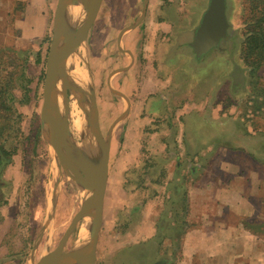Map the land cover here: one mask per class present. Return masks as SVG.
<instances>
[{
	"label": "rangeland",
	"instance_id": "obj_1",
	"mask_svg": "<svg viewBox=\"0 0 264 264\" xmlns=\"http://www.w3.org/2000/svg\"><path fill=\"white\" fill-rule=\"evenodd\" d=\"M144 1L101 0L79 51L78 68L84 70L89 85L91 81L100 132L105 137L110 131L94 264H179L180 242L169 238L181 237L188 228L179 224L185 201L179 192L162 204L166 184L185 186V177L180 175H187L192 165L184 160L180 170H171L175 164L170 160L182 149L176 145L179 122L185 123L189 154L219 153L234 160L236 171L258 168L264 173V162L244 158L247 153L242 149L244 131L256 138L264 135V64L251 71L242 56L250 16L248 0H226L232 46L228 48L227 41L221 40L199 58L189 42L208 0ZM144 4L145 14L137 22ZM55 5L56 0H6L0 4V45L10 47L0 55L16 59L12 72H0V82L11 73L13 83L3 86L0 94V264H34L54 250L82 200V189L58 163L40 125ZM45 12L47 19L40 20ZM147 65L158 68L161 77L171 78L157 96H165L163 105L172 112H161L152 119L154 127L162 128V141L168 138L167 145L157 136L148 147L144 139L147 127L129 129L132 123L123 112L127 103L118 93L122 91L130 100L134 75L136 82L141 81ZM130 66L129 73L117 71ZM238 70L243 77L233 81ZM66 100L67 106H74L84 117L72 92ZM184 106L199 107V112L181 115L178 111ZM69 134L80 141L70 130ZM167 157L171 159L166 161ZM174 221L178 225L171 224ZM79 223L61 251L79 241Z\"/></svg>",
	"mask_w": 264,
	"mask_h": 264
},
{
	"label": "crops",
	"instance_id": "obj_2",
	"mask_svg": "<svg viewBox=\"0 0 264 264\" xmlns=\"http://www.w3.org/2000/svg\"><path fill=\"white\" fill-rule=\"evenodd\" d=\"M5 1L0 0V4ZM39 18L47 19V13L40 14ZM165 66L167 65L164 64L161 68L164 69ZM130 68L131 66L124 67L120 71L129 73ZM159 71L158 68L147 65L141 72L143 75L141 81L136 82L134 75L130 100L119 90L120 97L127 103L126 110L123 112L128 114L132 123V128L129 129L147 127L144 139L148 147L154 145L157 136L162 144L169 143L167 137L166 142L162 141L160 137L163 136L160 131L162 128L154 127L156 125L152 121L153 117L161 112H172L170 106L163 105L165 96H157V93L166 88L171 81L168 76L161 77ZM128 82L127 80L126 83ZM178 112L181 115L198 114L199 107L184 106ZM179 123L180 140L176 142V145L182 146V149L172 159L167 157L166 161L170 159L174 161L175 166L171 169L172 171L180 170L184 160H190L192 165L189 166L187 175H180L185 177V186L174 184L170 187L167 183L162 191L163 206L170 195H177L179 192L185 201L184 207L180 209L182 223L179 224L187 225L188 228L181 237L169 238V241L180 242L179 264H264V230L256 233L244 223V219H253L257 224H262L261 228H264V173L261 174L258 168L236 171L234 160L219 153L189 154L185 147L187 144L184 142L185 123ZM191 124L194 126L193 123ZM244 133L242 149L246 150L247 154L243 157L264 162V135L261 134L256 138L257 135L250 136L245 131ZM197 142L196 146H198ZM221 147V150H226L225 146ZM216 162H220L221 165ZM223 163L233 166L232 169L225 167ZM157 191L160 192L159 189ZM150 218L153 219V217ZM173 219L176 217L174 216ZM171 224L178 225L177 221Z\"/></svg>",
	"mask_w": 264,
	"mask_h": 264
},
{
	"label": "water",
	"instance_id": "obj_3",
	"mask_svg": "<svg viewBox=\"0 0 264 264\" xmlns=\"http://www.w3.org/2000/svg\"><path fill=\"white\" fill-rule=\"evenodd\" d=\"M100 1L94 0L95 10L90 14L84 0H56L51 40L46 55L40 125L43 139L55 153L58 163L82 189V200L78 212L61 236L57 247L40 256L34 264H94L107 180L110 131L105 137L100 132L91 81L92 99L87 101L79 93L78 87L72 79V71L82 58L79 51L86 40L87 30ZM144 2L146 3V0ZM74 6L80 8V16L73 37L68 38L65 33V23L69 17L70 8ZM144 10L145 4L137 22L144 16ZM134 25L124 30L131 29ZM227 29L226 0H208L189 43L195 56L198 58L203 56L211 48L218 46L221 40H226L228 48H230L232 40L229 39ZM119 41L120 35L118 43ZM56 62L59 66L57 70L55 69ZM122 69L124 68L117 71ZM236 72L232 75L233 81L241 80L243 77L239 70ZM68 92L73 93L84 114L89 132L97 142L95 148L85 146L81 142V138L80 141L71 138L69 130L66 128L68 127L66 126V117L64 116L62 119L55 112L56 105L60 100L64 105H67ZM116 92L114 91V93ZM68 151H72L74 154L73 160L69 162L63 160ZM78 220H80L79 230L84 235L70 249L61 251L63 243Z\"/></svg>",
	"mask_w": 264,
	"mask_h": 264
},
{
	"label": "trees",
	"instance_id": "obj_4",
	"mask_svg": "<svg viewBox=\"0 0 264 264\" xmlns=\"http://www.w3.org/2000/svg\"><path fill=\"white\" fill-rule=\"evenodd\" d=\"M250 7V16L246 23L245 37L242 40V56L243 59L251 66V71L264 64V0H248ZM8 46L0 45V52L7 50ZM7 59V61H6ZM0 72L6 73L13 71L16 66L15 57L10 55H0ZM5 82H0V94L5 87L12 86L11 73H8ZM4 80V79H3ZM4 86V89H3ZM252 220V221H250ZM244 219L245 225L249 226L256 233L264 230L253 219Z\"/></svg>",
	"mask_w": 264,
	"mask_h": 264
},
{
	"label": "bare ground",
	"instance_id": "obj_5",
	"mask_svg": "<svg viewBox=\"0 0 264 264\" xmlns=\"http://www.w3.org/2000/svg\"><path fill=\"white\" fill-rule=\"evenodd\" d=\"M85 1V6L88 11V13L92 14L95 10V3L94 0H84ZM80 8L77 6L71 7L70 12H69V17L66 20L65 23V33L68 38L73 37V33L75 30V27L78 24V19L80 16ZM55 69L59 68L58 62L55 64ZM77 68V69H76ZM72 71V78L74 77V82L76 83L79 93L81 94L82 97L85 99L88 98L87 101H90L92 99L91 97V88L88 83V80L85 77V72L83 69L76 67ZM70 103H75L74 100H70ZM70 106L72 105H64L62 101L60 100L58 104L56 105L55 112L59 115V117H62L64 119V116L69 119L70 124H68L66 127L68 130H70V133L72 137H79L81 138V142L87 146L88 148H95L97 146V142L95 138L92 136V134L88 131L87 132V122L85 120V117L81 116V112L78 113L77 110L75 109L74 106L71 108ZM61 119V120H62ZM74 154L72 151H68L64 155L65 161L69 162L70 160H73ZM84 235L83 232H81L80 237Z\"/></svg>",
	"mask_w": 264,
	"mask_h": 264
},
{
	"label": "flooded vegetation",
	"instance_id": "obj_6",
	"mask_svg": "<svg viewBox=\"0 0 264 264\" xmlns=\"http://www.w3.org/2000/svg\"><path fill=\"white\" fill-rule=\"evenodd\" d=\"M2 155H1V152H0V165H1V163H2Z\"/></svg>",
	"mask_w": 264,
	"mask_h": 264
}]
</instances>
